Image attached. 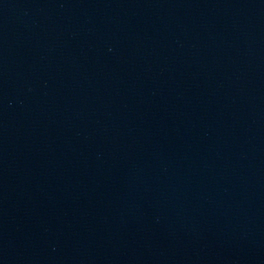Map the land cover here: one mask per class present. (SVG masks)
<instances>
[{"label": "water", "instance_id": "95a60500", "mask_svg": "<svg viewBox=\"0 0 264 264\" xmlns=\"http://www.w3.org/2000/svg\"><path fill=\"white\" fill-rule=\"evenodd\" d=\"M0 264H264V0H0Z\"/></svg>", "mask_w": 264, "mask_h": 264}]
</instances>
